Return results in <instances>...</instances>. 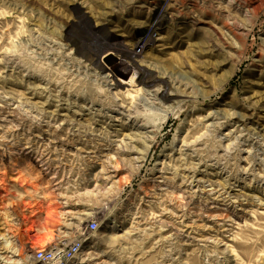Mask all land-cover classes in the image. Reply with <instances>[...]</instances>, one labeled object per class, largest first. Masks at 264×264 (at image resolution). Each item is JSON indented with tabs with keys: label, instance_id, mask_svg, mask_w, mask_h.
<instances>
[{
	"label": "rangeland",
	"instance_id": "obj_1",
	"mask_svg": "<svg viewBox=\"0 0 264 264\" xmlns=\"http://www.w3.org/2000/svg\"><path fill=\"white\" fill-rule=\"evenodd\" d=\"M78 236L264 264V0H0V264Z\"/></svg>",
	"mask_w": 264,
	"mask_h": 264
},
{
	"label": "built area",
	"instance_id": "obj_2",
	"mask_svg": "<svg viewBox=\"0 0 264 264\" xmlns=\"http://www.w3.org/2000/svg\"><path fill=\"white\" fill-rule=\"evenodd\" d=\"M235 4L240 5L238 1ZM245 14L250 12V7L246 1L241 3ZM100 227L97 220H91L88 223L89 231H96ZM85 239L82 236L75 237L70 241L57 245L52 249H37L35 259L42 264H75L76 259L80 256L84 248Z\"/></svg>",
	"mask_w": 264,
	"mask_h": 264
},
{
	"label": "bare ground",
	"instance_id": "obj_3",
	"mask_svg": "<svg viewBox=\"0 0 264 264\" xmlns=\"http://www.w3.org/2000/svg\"><path fill=\"white\" fill-rule=\"evenodd\" d=\"M8 245V244H7Z\"/></svg>",
	"mask_w": 264,
	"mask_h": 264
}]
</instances>
